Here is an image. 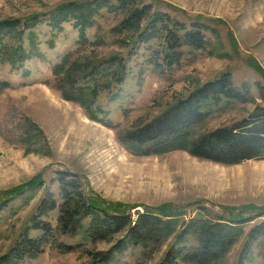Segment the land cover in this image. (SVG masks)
<instances>
[{"label": "rangeland", "instance_id": "1", "mask_svg": "<svg viewBox=\"0 0 264 264\" xmlns=\"http://www.w3.org/2000/svg\"><path fill=\"white\" fill-rule=\"evenodd\" d=\"M72 7L78 10L64 17ZM135 11H141L138 27L126 22ZM4 20L16 24L0 43H19L24 59L17 65L0 55V264H91L118 241L122 248L106 263L93 264L160 263L174 234L134 246L126 229L91 241L84 234L89 217L74 234L57 230L62 171L74 174L84 195L121 204L132 219L160 205L175 207L186 219L242 213L248 220L216 264H264V236L249 237L264 221V159L228 164L181 149L136 154L120 139L223 72L246 98L216 106L193 127L195 135L263 109L264 0H0ZM155 22L162 31L150 36ZM193 23L208 27L204 45L183 46L179 60L166 67L164 31ZM72 63L73 89H96V119L62 96ZM121 66V81L103 76ZM37 175L40 181L26 188ZM22 237L40 242L38 249L15 254Z\"/></svg>", "mask_w": 264, "mask_h": 264}, {"label": "trees", "instance_id": "2", "mask_svg": "<svg viewBox=\"0 0 264 264\" xmlns=\"http://www.w3.org/2000/svg\"><path fill=\"white\" fill-rule=\"evenodd\" d=\"M77 10L78 8L75 7L68 8L63 16ZM140 14L141 11L133 12L126 22H131L133 27H138ZM156 22L151 24L150 36L162 31L156 26ZM15 24L16 22L9 20L0 21V38ZM83 27L84 24L79 27L80 39L85 38ZM203 29H208L203 23H193L189 29H182L181 25L166 28L164 46L161 51L162 61L166 67L179 60L183 46L201 48L204 45ZM18 33L20 31L16 34ZM28 36L31 37V44L34 45L35 35ZM0 55L17 65L22 64L24 59L19 43L14 46L0 43ZM74 66L76 64L72 63L65 69L63 85H61L62 96L78 102L84 107L89 117L96 119L97 116L92 108V98L96 94V89L90 85L73 89ZM123 72L124 66H121L103 76L114 75V80L119 82L122 80L120 74ZM64 82L70 85L69 89L65 87ZM245 95V91L232 85L229 73L223 72L217 78L194 88L188 96L176 99L166 110L147 123L125 130L121 133V142L136 154L149 155L181 149L198 158L228 164L245 159H264V108H257L249 118L242 119L231 126L216 127L198 135L193 133V127L216 110V106L227 100H244ZM95 109L99 110L100 107ZM39 181V175L33 176L27 182L26 188L32 187ZM59 182L62 202L57 230L74 234L80 229L82 219L89 217L84 227V234L91 241L108 239L126 229L129 242L134 246L148 242L159 243L174 234L159 264H216L237 239L241 224L248 220L242 213L234 215L232 211L227 210L225 217L216 214L186 219L171 205L146 208L144 212L138 213L136 218L132 219L129 213L117 206L118 203L104 200L97 195H84L78 189L75 176L71 172H60ZM15 191L18 190L15 189ZM50 206L52 208L54 205ZM260 215L263 214L255 215V217ZM260 235L264 236V221L255 225L249 232L250 238ZM36 241L22 237L16 246L15 254L34 252L40 244ZM122 246V242L118 241L107 251L97 253L99 257L91 264L106 263L113 250H120ZM248 247L249 245L244 246L245 253Z\"/></svg>", "mask_w": 264, "mask_h": 264}]
</instances>
